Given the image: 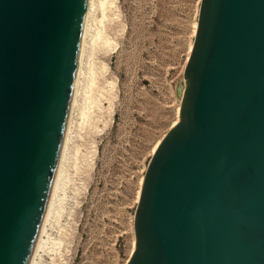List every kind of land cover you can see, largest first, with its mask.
Instances as JSON below:
<instances>
[{"label":"water","instance_id":"water-1","mask_svg":"<svg viewBox=\"0 0 264 264\" xmlns=\"http://www.w3.org/2000/svg\"><path fill=\"white\" fill-rule=\"evenodd\" d=\"M88 0H0V264H29ZM178 120L150 157L125 264H264V0H200Z\"/></svg>","mask_w":264,"mask_h":264},{"label":"rangeland","instance_id":"rangeland-1","mask_svg":"<svg viewBox=\"0 0 264 264\" xmlns=\"http://www.w3.org/2000/svg\"><path fill=\"white\" fill-rule=\"evenodd\" d=\"M92 1L61 178L31 264H125L148 161L179 116L200 0Z\"/></svg>","mask_w":264,"mask_h":264},{"label":"bare ground","instance_id":"bare-ground-1","mask_svg":"<svg viewBox=\"0 0 264 264\" xmlns=\"http://www.w3.org/2000/svg\"><path fill=\"white\" fill-rule=\"evenodd\" d=\"M93 1L92 0H88L87 2V8H86V17H85V26H84V30H83V36H82V41H81V48H80V57H79V60H78V65H77V72H76V80H75V86H74V90H73V95H72V99H71V108H70V112H69V116H70V113H71V109L72 107L74 106V94L75 93V90H76V85L77 84V81H78V76H79V73H80V64H81V56L83 57L82 53L84 52L83 51V47H84V43H85V36H86V31H87V22H88V18L90 17V13H91V7L94 5L92 3ZM93 4V5H92ZM93 8V7H92ZM92 16V14H91ZM90 21V20H89ZM89 27V26H88ZM88 32V31H87ZM82 65V64H81ZM80 78V77H79ZM80 81V80H79ZM78 81V82H79ZM78 89V88H77ZM69 117H68V122H67V126H66V133H65V136H64V139H63V143H62V147H61V153H60V158H59V162H58V165H57V171H56V177H55V180H54V184H53V188H52V191H51V194H50V198H49V202H48V205H47V209H46V212H45V215H44V218H43V222H42V225H41V228H40V231H39V234H38V237H37V240H36V244H35V247H34V250H33V254H32V258L33 255L35 254L37 248L39 247V243H40V235L43 231V224L45 223L46 219L48 220V215L50 213V210H51V205H53L52 203L54 202L53 201V198L54 196L56 197V190L58 188V185H59V180H60V174H61V167H62V163H63V159H64V156H65V150H66V145H67V133H68V128H69ZM65 174V173H64ZM56 194V195H55ZM54 206V205H53ZM42 229V230H41ZM31 258V260H32ZM31 264V261L30 263Z\"/></svg>","mask_w":264,"mask_h":264}]
</instances>
